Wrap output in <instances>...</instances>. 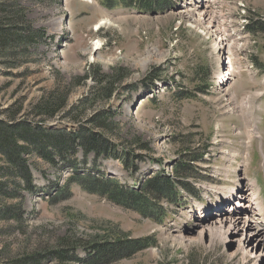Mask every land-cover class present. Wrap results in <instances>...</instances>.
I'll return each mask as SVG.
<instances>
[{"label": "rangeland", "instance_id": "374dc122", "mask_svg": "<svg viewBox=\"0 0 264 264\" xmlns=\"http://www.w3.org/2000/svg\"><path fill=\"white\" fill-rule=\"evenodd\" d=\"M114 1L7 3L13 11L23 9L25 20L33 28L45 30L47 39L33 47L28 58L12 59L0 52V121L9 122L8 111L20 105L17 121L22 124L77 130L78 125L64 113L45 120L31 112L51 94L66 93L67 86L71 87L67 110L78 107L97 86L90 78L79 83L77 78L87 79L93 66L106 74L121 68L128 70L129 76L111 104L120 112L115 119L122 129L118 138L132 142L140 138L151 150L136 149L140 159L130 171L118 160L96 161L80 151L71 159L76 170H93L112 179L108 192L121 194L120 205L83 190L77 182L69 184L71 171L62 169V162L54 168L37 156L29 157L36 193L0 198V213L4 204L18 208L16 212L23 216L22 222L0 217V261L51 256L63 239L114 243L121 236L129 243L153 237L156 245L111 264H264V254L255 261L239 250L238 230L227 234L216 222L221 211L234 208L237 202L234 198L230 205L225 204L222 191L226 195L240 185L251 194V180L257 182L264 205V35L251 33L253 41L243 31L250 12L264 18V0H217L230 20L213 21L211 28L225 31V56L232 59L236 46L234 51L244 56L239 64L245 67L255 51L251 60L257 69L255 77L245 73L236 85L235 81L212 89L218 92L208 90L218 67L212 49L217 39L176 16L179 0ZM211 1L213 5L215 0ZM10 61L14 64L4 65ZM151 74L157 78L152 85L147 79ZM248 96L257 98L254 107L244 100ZM94 109H87V116L101 108ZM248 130L253 137L249 138ZM111 139L121 142L117 137ZM161 173L172 177L176 193V197L161 201L163 210L143 198L127 203L116 184L138 189L150 176ZM257 221L260 230L264 229V213ZM203 232L204 240L197 241ZM180 235L188 238L186 243L180 242ZM255 247H264V239ZM77 256L86 257L82 249Z\"/></svg>", "mask_w": 264, "mask_h": 264}, {"label": "trees", "instance_id": "16d2710c", "mask_svg": "<svg viewBox=\"0 0 264 264\" xmlns=\"http://www.w3.org/2000/svg\"><path fill=\"white\" fill-rule=\"evenodd\" d=\"M118 1L115 0L114 3ZM8 2L9 0H0V52L5 53L6 57H12V59L18 56L22 57L21 59L23 57L28 58L33 47L45 43L47 33L43 29H35L29 25L28 21L25 20L23 9L13 11L8 8ZM249 31L254 35H264V22L252 20L249 23ZM21 62L22 60L19 63L22 64ZM12 64L14 62L10 61L4 65L10 66ZM88 74L87 79L77 78V83L87 81L90 78L95 81L97 87L92 88L91 97L84 100L85 102L80 106L67 110L66 96L71 89L70 86H67L66 93L51 94L48 99L34 106L31 112L34 117L45 120L55 119L64 113L69 121L78 125L77 130L71 132L66 129L48 130L43 129L41 125L33 127L27 122L22 124L17 121V116L22 112L20 105L8 111L9 122L0 121V160L5 164V166L0 167V198L7 200L19 197L23 193H36L37 187L34 184V176L28 159L31 156H37L54 168H58L62 162L61 168H68L71 171L69 184L77 182L83 190L108 197L120 205L118 196L121 194L112 195L108 192L109 186L114 183L111 182L112 179L105 178V175L100 174V172L97 175L93 170L90 172L89 170H76L71 159L76 158L78 151H80L85 158L92 155L96 161L98 159L118 160L125 170L130 171L131 168L136 167L135 164L140 159V156L135 154L136 149H145V151L151 149L140 138H134V143L118 138L122 136V129L121 124L115 119L120 116V112L113 110L111 104L115 94L127 80L128 70L120 68L106 74L101 72L98 67L93 66ZM147 79L152 85L157 78L151 74ZM96 106L101 109L87 116V109H94ZM112 137H117L121 142L115 143L112 141ZM189 166L192 165L189 164ZM3 177L5 180H2ZM116 184L121 186L122 196L128 199L127 203L143 198V201L148 200L156 203L158 205L157 210H163L160 205L161 201L169 199L171 196L176 197L175 190H172L175 182L172 177L164 173L150 176L145 185L138 189ZM118 190L119 188H117ZM1 205L4 207V211L0 213V217H3L2 220L11 219L22 222L23 216L16 212L18 208ZM124 238L118 236L114 243L105 241L89 244L76 238L63 239L57 252H52L51 256L46 257V254L39 257L3 258L0 264H43L44 262L111 264L118 260L130 258L156 245V240L153 237L133 243L127 242ZM79 249L85 253V258L77 256Z\"/></svg>", "mask_w": 264, "mask_h": 264}, {"label": "bare ground", "instance_id": "6f19581e", "mask_svg": "<svg viewBox=\"0 0 264 264\" xmlns=\"http://www.w3.org/2000/svg\"><path fill=\"white\" fill-rule=\"evenodd\" d=\"M211 2H212L211 0H183L180 2V9L178 14L176 13L177 14L176 16L180 17L183 20H186L187 22H192L195 25V27L199 29L201 28L202 30L210 34H213L216 37L217 42L212 46V49L217 57L218 67H217L216 75L213 78L212 89H219L225 85L237 81L238 77L243 72H250V73L253 72V65H251V63H247L245 67H243L241 64H239L240 60H244L243 59L244 56L240 52L234 51L237 48L236 46L232 50V59H233L232 63H231L232 61L231 57L225 56L228 54V52H226L225 50L226 49V44L224 42L225 31L224 30L219 31L218 29L212 30L211 28L214 24L213 21H215V23L217 24H221L225 21H230V20H227L228 17L226 16V14H223L220 10L222 7V2L220 3L217 0H215L213 5L211 4ZM204 9L205 11H203ZM188 10H193L198 13ZM210 10L213 11V14L209 12ZM230 18L231 15L229 19ZM263 19L264 18H262L261 20ZM105 21L108 23V19H106ZM248 24L246 23V19H244L243 31L245 35L248 33ZM252 40L254 41L253 37ZM215 51L219 54V58L218 55L215 53ZM231 64L233 65V67H231ZM252 75L255 77V74ZM235 76H236L235 80L231 81L232 77ZM261 94L262 93H260V95ZM244 100L250 101L252 107H254L253 103L255 104L257 102V98L252 96H248L244 98ZM252 132H254V130H252ZM247 134L249 138H251L250 135L253 133H251L248 130ZM250 184H251L250 190L252 192L251 194H249L248 189L247 190L242 189L240 185L238 188H233L232 191L230 190V192L227 193L228 195L226 194L227 196L225 195V192L222 191L221 193L222 196L226 197V200L223 201H227L228 205H230L231 199L237 198V202L235 203L234 208H229V210L225 212L221 211L222 212L221 217L216 222L218 223L219 230L227 234L231 229L238 230L237 233L240 234L239 250L243 251L248 257H250V259H254L255 261H257L259 257H261L264 254V247H262L260 250L256 249L255 247L256 244H259L264 239V234H262V232L264 233V229L260 230V224L257 221V218L262 219V213H264V206L260 198L259 189L257 188V182L251 180ZM251 227H253V231H250ZM205 236L206 233L203 232V234L202 235L199 234V236L196 237V239L197 241L201 242L204 240ZM179 239L182 244L186 243V241L188 240V238L187 237L184 238L183 235H180Z\"/></svg>", "mask_w": 264, "mask_h": 264}, {"label": "built area", "instance_id": "2783aa9c", "mask_svg": "<svg viewBox=\"0 0 264 264\" xmlns=\"http://www.w3.org/2000/svg\"><path fill=\"white\" fill-rule=\"evenodd\" d=\"M251 14H254V11H252V13ZM250 19L249 18H246V21H249Z\"/></svg>", "mask_w": 264, "mask_h": 264}, {"label": "crops", "instance_id": "0c3cea01", "mask_svg": "<svg viewBox=\"0 0 264 264\" xmlns=\"http://www.w3.org/2000/svg\"><path fill=\"white\" fill-rule=\"evenodd\" d=\"M243 77V76H242Z\"/></svg>", "mask_w": 264, "mask_h": 264}]
</instances>
